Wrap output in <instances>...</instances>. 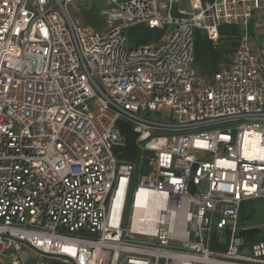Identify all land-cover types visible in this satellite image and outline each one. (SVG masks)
Listing matches in <instances>:
<instances>
[{
	"label": "built area",
	"instance_id": "built-area-1",
	"mask_svg": "<svg viewBox=\"0 0 264 264\" xmlns=\"http://www.w3.org/2000/svg\"><path fill=\"white\" fill-rule=\"evenodd\" d=\"M82 1L0 0V264L20 241L67 264H264L238 226L264 198V0H97L100 28ZM140 24L164 32L128 45ZM223 24L238 44L206 79L193 34ZM140 190L166 208L134 231Z\"/></svg>",
	"mask_w": 264,
	"mask_h": 264
},
{
	"label": "trees",
	"instance_id": "trees-1",
	"mask_svg": "<svg viewBox=\"0 0 264 264\" xmlns=\"http://www.w3.org/2000/svg\"><path fill=\"white\" fill-rule=\"evenodd\" d=\"M99 1L83 3L84 22L91 24L97 28H100V17L98 15ZM82 8V6H81ZM128 43L130 46H138L140 44H147L160 39L163 34V29L154 28L150 29L144 24L128 27ZM126 31V30H125ZM126 34V33H124ZM239 30L238 27L231 24H223L219 27V36L221 42V48L218 47V43L214 44L206 37L205 33L201 29L194 31V66L197 74L210 79L211 76L217 71L220 66L229 64L230 58L235 52V48L238 44ZM130 35V36H129ZM118 127H120L123 134L125 147L119 148V155L125 160L135 159L138 152L135 147V136L132 127L125 121H119ZM249 243L263 239L259 237L256 229L242 230L241 232ZM224 248V247H223Z\"/></svg>",
	"mask_w": 264,
	"mask_h": 264
},
{
	"label": "rangeland",
	"instance_id": "rangeland-1",
	"mask_svg": "<svg viewBox=\"0 0 264 264\" xmlns=\"http://www.w3.org/2000/svg\"><path fill=\"white\" fill-rule=\"evenodd\" d=\"M89 3L93 1H82L80 3H73L69 6V10L72 13V16L77 19L80 23L84 22V12H83V3ZM82 6V8H81ZM102 24V19L100 18ZM125 35L128 38V29L125 31ZM130 36V35H129ZM128 43V41H127ZM129 45V43H128ZM218 47L221 48V42L218 43ZM233 56V55H232ZM231 56V58H232ZM230 58V60H231ZM199 75V74H198ZM200 76V75H199ZM204 77V76H203ZM205 78V77H204ZM207 79V78H206ZM162 112L157 114H151V116H160L161 114H169L170 111L167 108H162ZM119 152V151H118ZM205 188V185L204 187ZM240 216L238 219L239 229L249 230L256 229L259 237L264 239V198L263 199H253L248 202H244L240 209Z\"/></svg>",
	"mask_w": 264,
	"mask_h": 264
},
{
	"label": "bare ground",
	"instance_id": "bare-ground-1",
	"mask_svg": "<svg viewBox=\"0 0 264 264\" xmlns=\"http://www.w3.org/2000/svg\"><path fill=\"white\" fill-rule=\"evenodd\" d=\"M135 200L133 221L131 225V229L134 231H140V219L145 220V223L150 220L155 222L159 217L161 210L166 208L165 199L154 192L140 190L138 191ZM147 230L153 231V226H149L148 224V226L144 228V231Z\"/></svg>",
	"mask_w": 264,
	"mask_h": 264
},
{
	"label": "crops",
	"instance_id": "crops-1",
	"mask_svg": "<svg viewBox=\"0 0 264 264\" xmlns=\"http://www.w3.org/2000/svg\"><path fill=\"white\" fill-rule=\"evenodd\" d=\"M20 256L22 264H67L58 258L41 256L32 248H28L26 246L23 247Z\"/></svg>",
	"mask_w": 264,
	"mask_h": 264
},
{
	"label": "water",
	"instance_id": "water-1",
	"mask_svg": "<svg viewBox=\"0 0 264 264\" xmlns=\"http://www.w3.org/2000/svg\"><path fill=\"white\" fill-rule=\"evenodd\" d=\"M3 237H9L8 235H5L3 234L2 235ZM17 240V239H16ZM21 243H23L24 246L28 247V248H32L34 251H36L38 254H40L41 256H48V257H52V258H58L60 259L61 256H57V255H54V254H50V253H47V252H42L40 251L39 249L35 248V247H32L31 245L29 246L26 242L24 241H20ZM117 255L114 257V261L112 264H116V261H117ZM72 264H73V261H71L70 259H68Z\"/></svg>",
	"mask_w": 264,
	"mask_h": 264
}]
</instances>
